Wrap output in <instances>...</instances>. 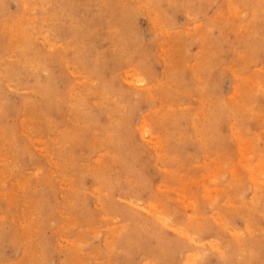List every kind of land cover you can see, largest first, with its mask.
I'll list each match as a JSON object with an SVG mask.
<instances>
[{
    "label": "rangeland",
    "instance_id": "obj_1",
    "mask_svg": "<svg viewBox=\"0 0 264 264\" xmlns=\"http://www.w3.org/2000/svg\"><path fill=\"white\" fill-rule=\"evenodd\" d=\"M38 2L0 0V264H264V0Z\"/></svg>",
    "mask_w": 264,
    "mask_h": 264
},
{
    "label": "bare ground",
    "instance_id": "obj_2",
    "mask_svg": "<svg viewBox=\"0 0 264 264\" xmlns=\"http://www.w3.org/2000/svg\"><path fill=\"white\" fill-rule=\"evenodd\" d=\"M39 2H40V0H39ZM39 2H38V3H39ZM16 4H17V3H16ZM39 4H40V3H39ZM39 4H37V5L39 6ZM41 4H42V3H41ZM47 4H48V3H47ZM232 4H233V3H232ZM1 6H2V5H1ZM39 8H40V7H39ZM42 9H43V8H42ZM150 9H151V8H150ZM240 9H241V8H240ZM148 10H149V9H148ZM65 13H66V12H65ZM152 13H153V12H151V14H152ZM231 13H232V12H231ZM235 13H236V12H235ZM235 13H234V14H235ZM4 14H5V13H4ZM57 14H58V13H57ZM149 14H150V13H149ZM151 14H150V15H151ZM21 15H22V14H21ZM237 15H238V13H237ZM49 16H50V15H49ZM49 16H48V17H49ZM56 16H57V15H56ZM233 16H234V15H233ZM2 17H3V16H2ZM33 17H34V16H33ZM57 17H58V16H57ZM57 17H56V18H57ZM156 17H157V15H156ZM41 18H42V17H41ZM58 18H59V17H58ZM47 19H48V18H47ZM154 19H155V18H154ZM163 19H164V18H163ZM220 19H221V18H220ZM235 19H236V18H235ZM237 19H238V18H237ZM20 20H21V19H20ZM23 20H24V19H23ZM28 20H29V19H28ZM31 20H32V19H31ZM41 20H42V19H41ZM49 21H50V20H49ZM154 21H155V20H154ZM157 21H158V20H157ZM17 22H18V21H17ZM55 22H56V21H55ZM71 22H72V21H71ZM3 23H4V22H3ZM12 23H13V22H12ZM57 23H58V22H57ZM4 24H5V23H4ZM47 24H48V23H47ZM78 24H79V23H78ZM155 24H156V23H155ZM155 24H153V25H155ZM66 25H67V24H66ZM196 25H197V24H196ZM20 26H21V24H20ZM42 26H43V25H42ZM56 26H57V25H56ZM201 26H202V25H201ZM32 27H33V26H32ZM53 27H54V26H53ZM62 27H63V26H62ZM204 27H205V26H204ZM60 28H61V27H60ZM189 28H190V27H189ZM2 29H3V28H2ZM2 29H1V30H2ZM41 29H42V28H41ZM61 29H62V28H61ZM133 29H134V28H133ZM33 30H34V29H33ZM88 30H89V29H88ZM7 31H8V30H7ZM193 31H194V30H193ZM16 32H17V31H16ZM26 32H27V31H26ZM30 32H31V31H30ZM182 32H184V31H182ZM125 33H126V32H125ZM8 34H9V33H8ZM12 34H14V33H12ZM17 34H18V33H17ZM18 35H19V34H18ZM42 35H43V34H42ZM42 35H41V36H42ZM58 35H59V34H58ZM100 35H101V34H100ZM135 35H136V34H135ZM192 35H193V34H192ZM9 36H10V35H9ZM30 36H31V35H30ZM30 36H29V37H30ZM10 37H11V36H10ZM12 37H13V36H12ZM35 38H37V37H35ZM9 39H10V38H9ZM13 39H14V38H13ZM32 39H33V38H32ZM77 40H78V39H77ZM28 41H29V38H28ZM28 41H27V42H28ZM33 41H34V40H33ZM39 41H40V40H39ZM43 41H44V40H43ZM43 41H42V42H43ZM138 41H139V40H138ZM70 42H71V41H70ZM30 43H31V41H30ZM33 43H34V42H33ZM51 43H52V42H51ZM60 43H61V42H60ZM119 43H120V42H119ZM10 44L12 45V43H10ZM23 44H24V43H22V45H23ZM43 44H44V43H43ZM48 44H49V43H48ZM61 44H62V43H61ZM88 44H89V43H88ZM94 44H95V43H94ZM117 44H118V43H117ZM178 44H179V43H178ZM18 45H19V44H18ZM31 45H32V43H31ZM37 45H38V44H37ZM62 45H63V44H62ZM65 45H66V44H65ZM63 46H64V45H63ZM85 46H86V45H85ZM95 46H96V45H95ZM22 47H23V46H22ZM26 47H27V46H26ZM34 47H35V46H34ZM34 47H33V48H34ZM49 47H50V46H49ZM49 47H48V48H49ZM8 48H9V47H8ZM23 48H25V47H23ZM43 48H44V46H43ZM96 48H97V47H96ZM109 48H110V47H109ZM36 49H37V48H35V51H36ZM54 49H55V48H54ZM51 51H52V50H51ZM227 51H229V50H227ZM26 52H27V51H26ZM28 52H29V51H28ZM92 52H93V51H92ZM160 52H161V51H160ZM230 52H231V51H230ZM14 53H15V52H14ZM33 53H34V52H33ZM103 53H104V52H103ZM122 54H123V53H122ZM47 55H48V54H47ZM35 56H36V54H35ZM37 56H38V55H37ZM37 56H36V57H37ZM39 56H40V55H39ZM51 56H52V55H51ZM53 56H54V55H53ZM53 56H52V57H53ZM9 57H10V56H9ZM17 57H18V56H17ZM45 57H46V56H45ZM45 57H44V58H45ZM47 57H48V56H47ZM37 58H38V57H37ZM107 58H108V57H107ZM15 59H16V57H15ZM35 59H36V58H35ZM45 59H47V58H45ZM109 59H110V58H109ZM24 60H25V59H24ZM26 60H27V58H26ZM28 60H29V59H28ZM37 60H38V59H37ZM42 60H43V59H42ZM48 60H49V59H48ZM54 60H55V59H54ZM104 60H105V59H104ZM148 60H149V59H148ZM115 61H116V60H115ZM28 62H29V61H28ZM38 62H39V61H37V63H38ZM50 62L52 63V60H51ZM50 62L48 61V63H50ZM22 63H23V62H22ZM37 63H36V64H37ZM52 64H53V63H52ZM66 64H67V63H66ZM38 65H39V64H38ZM70 65H71V64H70ZM75 66H77V65H75ZM51 67H52V66H51ZM12 68H13V67H12ZM57 68H58V67H57ZM46 69H48V67H47ZM50 69H51V68H50ZM132 69H133V68H132ZM31 70H32V69H31ZM67 70H68V69H67ZM71 70H72V69H71ZM133 70H135V68H134ZM6 71H7V70H6ZM11 71H12V70H11ZM14 71H15V70H14ZM23 71H24V70H23ZM42 71H43V70H42ZM44 71H45V70H44ZM17 72H18V71H17ZM27 72H28V71H27ZM49 72L51 73V71H49ZM72 72H73V71H72ZM33 73H34V72H33ZM35 73H36V72H35ZM54 73H55V72H54ZM95 73H96V72H95ZM177 73H178V72H177ZM22 74H23V72H22ZM199 74H200V73H199ZM199 74H198V75H199ZM73 75H74V74H73ZM177 75H178V74H177ZM47 76H48V75H47ZM120 76H121V75H120ZM40 77H41V76H40ZM48 78H49V76H48ZM73 78H74V77H73ZM115 78H116V77H115ZM144 78H145V77H144ZM144 78H143V79H144ZM198 78H199V77H198ZM51 79H52V78H51ZM178 79H179V78H178ZM86 80H87V79H86ZM86 80H85V81H86ZM96 80H97V79H96ZM114 80H115V79H114ZM203 80H204V79H203ZM12 81H13V80H12ZM49 81H50V80H49ZM214 81H215V80H214ZM112 82H113V81H112ZM0 83H1V82H0ZM66 83H67V82H66ZM154 83H155V82H154ZM26 84H27V83H26ZM107 84H108V83H107ZM168 84H169V83H168ZM53 85H54V84H53ZM82 85H83V84H82ZM247 85H248V84H247ZM24 86H25V85H24ZM77 86H78V85H77ZM149 86H150V84H149ZM8 87H9V86H8ZM146 87H147V86H146ZM2 89H3V88H2ZM31 90H32V89H31ZM24 91L27 92V90H24ZM20 92H21V91H20ZM23 93H24V92H23ZM47 93H48V92H47ZM233 94H234V93H233ZM39 96H40V95H39ZM40 97H41V96H40ZM48 97H49V96H48ZM63 97H64V96H63ZM45 98H47V97H45ZM42 99H44V98H42ZM50 99H51V98H50ZM66 99H67V98H66ZM20 102H21V101H20ZM60 103H61V102H60ZM60 103H59V104H60ZM80 104H81V103H80ZM47 105H48V104H46V106H47ZM4 108H5V107H4ZM16 111H18V110H16ZM3 113H4V112H3ZM16 114H17V113H16ZM5 116H6V115H5ZM49 116H50V115H49ZM21 117H22V116H21ZM144 118H145V116H144ZM20 120H22V119H20ZM25 120H27V119H25ZM73 121H74V120H73ZM202 122H203V121H202ZM141 123H142V122H141ZM22 126H25V125H22V124H21V127H22ZM150 126H151V125H150ZM56 127H57V126H56ZM126 127H127V126H126ZM222 127H223V126H222ZM163 128H164V127H163ZM127 129H128V128H127ZM26 130H27V129H26ZM21 131H22V129H21ZM153 131H154V130H153ZM219 131H220V130H219ZM6 132H7V131H6ZM64 132H65V131H64ZM14 134H15V133H14ZM25 134H26V133H25ZM27 137H28V136H27ZM66 137H67V136H66ZM38 138H39V137H38ZM131 138H132V137H131ZM34 139H35V137H34ZM10 140H11V139H10ZM17 140H18V139H17ZM29 140H31V138H30ZM39 140H41V139L39 138ZM3 141H4V139H3ZM11 141H12V140H11ZM31 142H32V141H31ZM37 142H38V141H37ZM38 143H39V142H38ZM41 143H43V140H41ZM8 144H9V142H8ZM217 144H218V143H217ZM5 145H6V144H5ZM5 145H4V146H5ZM78 145H79V144H78ZM61 146H62V145H61ZM5 147H6V146H5ZM11 147H12V146H11ZM36 147H37V146H36ZM36 147H35V148H36ZM40 148H41V147H40ZM41 150H43V149H41ZM44 150H45V149H44ZM16 151H17V150H16ZM45 151H46V150H45ZM240 151H241V150H240ZM242 151H243V150H242ZM39 152H41V151H39ZM46 153H47V152H46ZM6 154H7V153H6ZM25 154H26V153H25ZM82 154H83V153H82ZM15 156H16V155H15ZM15 156H14V157H15ZM50 156H51V155H50ZM6 157H7V155H6ZM16 157H17V156H16ZM220 157H221V156H220ZM11 158H12V157H11ZM98 158H99V157H98ZM51 159H52V158H51ZM15 160H16V159H15ZM15 160H14V161H15ZM46 160L48 161V159H46ZM53 160H54V159H53ZM23 161H24V160H23ZM226 161H227V160H226ZM0 162H1V161H0ZM2 162H3V161H2ZM11 162H12V161H11ZM28 162H29V161H28ZM59 162H60V161H59ZM13 163H14V162H13ZM49 163H50V162H49ZM8 164H9V162H8ZM10 164H11V163H10ZM14 164H15V163H14ZM50 164H51V163H50ZM56 165H57V164H56ZM199 165H200V164H199ZM156 166H157V165H156ZM5 167H6V166H5ZM7 170H8V169H7ZM3 171H4V169H3ZM8 171H9V170H8ZM37 173H38V172H37ZM3 174H4V173H3ZM212 176H213V175H212ZM2 178H3V177H2ZM58 178H59V177H58ZM56 179H57V177H56ZM210 179H211V178H210ZM1 181H2V180H1ZM3 182H4V181H2L1 184H2ZM12 182H13V181H12ZM20 183H21V182H20ZM26 184H27V182H26ZM59 184H60V183H59ZM2 185H3V184H2ZM26 186H27V185H26ZM59 186H60V185H59ZM72 186H73V185H72ZM72 186H71V187H72ZM63 187H64V186H63ZM94 189H95V188H94ZM210 189H211V188H210ZM95 190H96V189H95ZM11 193H12V192H11ZM5 194H6V193H5ZM21 194H22V193H21ZM9 195H10V194H9ZM12 195H13V194H12ZM17 195H18V194H17ZM61 195H62V194H61ZM217 200H218V199H217ZM14 202H15V201H14ZM11 203H12V202H11ZM1 205H2V204H1ZM1 205H0V206H1ZM132 205H133V204H132ZM30 206H31V205H30ZM27 207H28V206H27ZM2 208H3V207H2ZM22 208H23V207H22ZM31 211H32V210H31ZM40 212H41V211H40ZM2 217H3V216H2ZM3 218H4V217H3ZM113 218H114V217H113ZM13 219H14V218H13ZM214 219H215V218H214ZM5 220H6V219H5ZM9 221H10V220H9ZM107 226H108V225H107ZM170 238H171V237H170ZM23 239H24V238H23ZM73 241H74V240H73ZM72 244H74V242H73ZM172 244H173V243H172ZM46 251H47V250H46ZM47 252H48V251H47ZM29 253H30V252H29ZM255 256H256V255H255ZM252 260H253V259H252ZM254 260H255V259H254Z\"/></svg>",
    "mask_w": 264,
    "mask_h": 264
}]
</instances>
